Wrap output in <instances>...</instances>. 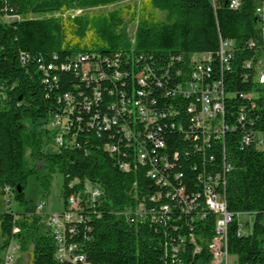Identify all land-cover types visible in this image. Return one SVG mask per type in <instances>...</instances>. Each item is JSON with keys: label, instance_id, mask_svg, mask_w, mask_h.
Returning a JSON list of instances; mask_svg holds the SVG:
<instances>
[{"label": "trees", "instance_id": "obj_1", "mask_svg": "<svg viewBox=\"0 0 264 264\" xmlns=\"http://www.w3.org/2000/svg\"><path fill=\"white\" fill-rule=\"evenodd\" d=\"M118 1L0 0V5L7 4L13 12L24 16L17 22H0V75L10 87L8 98L0 107V195L4 194V187L10 186L12 197L24 201L29 175L36 174L47 187L51 173L56 169L63 174L65 205L72 192L81 193L85 201L87 183L96 184L103 189V194L86 209L91 216L87 222L90 230L83 229L76 238L81 242L80 247L86 252L89 264H162L164 243L169 239L163 227L150 221L136 223L121 213L137 205L134 188L138 193H151L157 187L144 177V170L137 163H132L128 171L118 166L116 159L103 149L107 134L98 137L91 131L89 141L80 147L53 148V134L47 126L61 107L59 97L68 92L73 93L72 101H79V91L85 90L86 86L74 70L60 67L54 71L50 87L37 69L39 57L57 65L81 52L99 53L101 57L113 59L111 53L123 52L130 45L121 13L113 11L96 22L79 15L72 18H25L29 14L41 16ZM145 3L165 12L166 17L159 23L144 16L140 18L134 41L137 55H146L158 70L164 62L175 60L184 53L215 52L220 37L232 39L235 42L233 70L225 75L229 89H251L250 82L243 78L242 64L251 55L246 44L255 37L260 23L256 14L259 4L255 0H241L235 9L230 7V0H147L144 11L147 8ZM20 51L31 55L24 65L19 58ZM105 101L104 95L102 111ZM253 114L258 115L256 126L264 129V97L259 99ZM25 122L41 123L43 127L27 131ZM27 148L34 162L44 160V168L39 169L36 164L27 166ZM233 162L234 168L226 186L228 210L248 212L253 217L249 223L252 231L248 235H238L237 220L229 225V250L236 256L238 264H264V151L251 147L238 149ZM46 169L49 171L45 172ZM76 178L79 182L70 187L69 183ZM45 218V213L0 211L3 239L0 262H3L4 251L13 240L24 252L31 253L30 264H57L56 241ZM14 227L19 228L17 233H13ZM209 232V236L213 235V229ZM192 250L193 245L187 242L185 255L180 253L184 264L209 263L210 254L206 248L194 256Z\"/></svg>", "mask_w": 264, "mask_h": 264}, {"label": "built area", "instance_id": "obj_2", "mask_svg": "<svg viewBox=\"0 0 264 264\" xmlns=\"http://www.w3.org/2000/svg\"><path fill=\"white\" fill-rule=\"evenodd\" d=\"M240 4L241 0H230L233 9ZM256 14L259 31L247 42L251 55L242 64L243 78L251 84L248 91L229 89L225 75L233 70L235 42L222 37L215 52L184 53L158 70L146 55H137L135 38L128 49L111 53L113 59L81 52L57 65L38 58L37 69L50 87L60 67L74 70L86 86L79 91V101H72L73 93L59 97L61 107L47 126L53 148L80 147L89 141L91 131L98 137L107 134L103 149L118 166L128 171L137 163L157 187L151 193L134 188L137 205L121 213L136 223L150 221L163 227L169 239L162 264H184L180 253L185 255L187 242L193 245V256L207 249L208 264H230V257L236 256L229 250V225L237 220L240 236L252 231L251 219L243 220L251 213L228 210L226 186L236 150L264 151V129L256 126L258 115L253 114L264 97V6L258 5ZM23 18L7 4L0 5V22ZM19 58L24 65L31 55L20 51ZM8 90L0 75V107ZM78 182L76 178L69 186ZM102 194L100 186L87 183V199L72 192L62 211L46 213L47 202L38 203L37 212L46 214V226L56 241L57 264H89L76 238L83 229L90 230L86 209ZM12 195V187H4L0 211H12ZM18 231L13 228V233ZM14 242L5 249L3 264H13L19 247Z\"/></svg>", "mask_w": 264, "mask_h": 264}, {"label": "rangeland", "instance_id": "obj_3", "mask_svg": "<svg viewBox=\"0 0 264 264\" xmlns=\"http://www.w3.org/2000/svg\"><path fill=\"white\" fill-rule=\"evenodd\" d=\"M147 0H119L118 2L110 5L103 6H95V7H74L72 9H68L59 13H49L41 16L29 14L25 16V18H36V17H75V16H84L89 17L93 21H98L103 18V16L111 13L113 11H119L121 13L122 19L124 20L126 27V35L128 44L130 41L135 38L136 29L140 22V18L142 16L146 17L150 21L154 22H162L166 15L165 12L155 10L151 6H147L146 10H143L144 2ZM256 4L264 6V0H255ZM80 9L78 12L77 10ZM259 31V27H257ZM264 68V66H262ZM27 125V131L31 130H39L43 127L41 123L33 124L29 122H25ZM26 164L30 167L33 164H36L39 169L44 168L45 162L44 160H39L34 162L33 159L30 158L29 149H26ZM49 170L46 169L45 172ZM24 201L17 200L14 196L12 197V206L11 209L13 212L18 213H32L37 212V205L40 201L45 200L47 202V206L45 207L44 212H56L62 211L65 203L63 196V174L60 170L56 169L53 173H51V182L45 187L36 174H30L27 183L24 189ZM0 205H3V199L0 195ZM253 216L243 217L245 219H251L252 222ZM2 235L0 232V243H2ZM15 245H19L17 241L14 242ZM14 261L13 264H30L32 255L30 252H24L19 246L14 251ZM2 257V254H0ZM0 264H3V262ZM230 264H238V261L235 257H230Z\"/></svg>", "mask_w": 264, "mask_h": 264}]
</instances>
